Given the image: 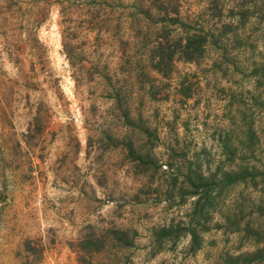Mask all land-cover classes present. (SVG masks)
<instances>
[{
  "label": "rangeland",
  "instance_id": "obj_1",
  "mask_svg": "<svg viewBox=\"0 0 264 264\" xmlns=\"http://www.w3.org/2000/svg\"><path fill=\"white\" fill-rule=\"evenodd\" d=\"M263 1L0 0V264H227L264 246ZM193 30L207 40L184 61ZM242 167L253 179L225 184Z\"/></svg>",
  "mask_w": 264,
  "mask_h": 264
},
{
  "label": "trees",
  "instance_id": "obj_2",
  "mask_svg": "<svg viewBox=\"0 0 264 264\" xmlns=\"http://www.w3.org/2000/svg\"><path fill=\"white\" fill-rule=\"evenodd\" d=\"M264 2V1H263ZM263 2H261V5H263ZM252 7V9L250 8ZM256 6L255 4L253 6H251V4H249L248 6H244L243 10L240 11V13L238 12L237 16H238V20L242 21V20H246L249 19V17L253 14V10H255ZM251 9V10H249ZM183 24H185L183 22ZM182 25V22H181ZM207 40V33H204L200 30L199 31H195L193 30L192 32L189 31H184V36L181 39V42H177V55L178 57H180L182 60L184 61H194L196 59H198L203 51V45ZM160 49V46L158 47ZM161 51V50H160ZM157 61L154 64V67L158 70L161 71L159 64L161 63L162 60V55L161 53L157 54ZM160 69V70H159ZM163 73V72H162ZM253 171L248 170V168L246 167H242V168H237L236 170L231 169L226 175H225V184H235L238 182H244L246 181L248 178L249 179H253ZM263 176H264V168L262 170ZM201 181L199 179V176L196 178H190L188 177V181H189V185L193 186L197 184V182L195 181ZM207 182V185H206ZM206 182H204L206 185L205 187L207 188V192L209 191V189H213L214 186L216 185L213 182V179H208ZM198 183H202V182H198ZM203 185V184H201ZM205 188V190H206ZM210 198V194H202L201 197H199L198 202L200 201L201 198ZM197 207H199V204L197 203L196 205ZM200 230H204V228H200ZM159 231H161V235H164L167 231H169L167 229V227L161 226L159 228ZM190 233V239L191 242L190 243V247L193 249L195 247H197L196 245L193 244V242L195 241V237H196V232L195 230L190 229L189 230ZM264 246H261L259 248H255L253 251H246V252H242L237 254L236 256H234L233 258H229V260L226 262L227 264H264Z\"/></svg>",
  "mask_w": 264,
  "mask_h": 264
}]
</instances>
